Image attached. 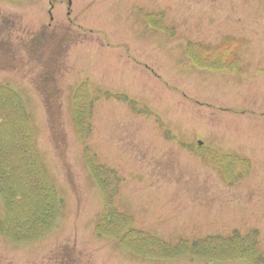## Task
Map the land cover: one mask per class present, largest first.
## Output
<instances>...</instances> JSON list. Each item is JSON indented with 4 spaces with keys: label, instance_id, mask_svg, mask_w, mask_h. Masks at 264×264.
Returning <instances> with one entry per match:
<instances>
[{
    "label": "rangeland",
    "instance_id": "obj_1",
    "mask_svg": "<svg viewBox=\"0 0 264 264\" xmlns=\"http://www.w3.org/2000/svg\"><path fill=\"white\" fill-rule=\"evenodd\" d=\"M70 1L0 0V264H262L264 0Z\"/></svg>",
    "mask_w": 264,
    "mask_h": 264
},
{
    "label": "trees",
    "instance_id": "obj_2",
    "mask_svg": "<svg viewBox=\"0 0 264 264\" xmlns=\"http://www.w3.org/2000/svg\"><path fill=\"white\" fill-rule=\"evenodd\" d=\"M1 95V94H0ZM2 99L0 98V104H1V102L2 103H4V104H7V103H11L12 104V107H6V108H4L3 109V111H2V113H4V114H7V116H9V117H11L12 119H14V121H15V125H14V128L16 129V130H14V128H13V131L10 133V131H9V134H11V135H13V137H16V144H18L19 143V146H20V144H21V148L19 147V146H17L18 148H20L21 150L23 149V150H25V148H24V143L25 142H28L29 141V137L31 136H33V131L31 130V127H30V124H29V120L27 119V115H28V113H27V111L24 109V107L22 106V108H19V106H18V110L17 111H15V107H14V105H13V103H14V101H16L14 98H7V100H4V101H1ZM14 100V101H13ZM19 105V104H18ZM4 111H9L8 113L7 112H4ZM19 115V116H18ZM0 118H1V114H0ZM0 123H2V124H0V127L1 128H4V122H0ZM1 132V131H0ZM4 132V131H3ZM3 132H1V133H3ZM17 135H19L18 137H17ZM12 137V138H13ZM14 139V138H13ZM25 141V142H24ZM21 142V143H20ZM28 144V143H27ZM32 144H34V143H32ZM26 145V144H25ZM1 148V147H0ZM32 148H34L35 149V145H33V147ZM31 148V149H32ZM2 150H3V148H1ZM27 150H29L30 148H26ZM6 150V149H5ZM22 150V151H23ZM27 150H25L29 155H30V157H32V155H31V153L29 152V151H27ZM4 151V150H3ZM11 150H8V151H4V153L6 154V152L8 153V154H10L9 152H10ZM24 152V151H23ZM25 153V152H24ZM26 155V154H25ZM27 156V155H26ZM32 163L33 164H35L37 167H38V171H39V174H40V177L38 178V174H37V180L40 182V184L42 185V187H40V197H41V200H42V202H46V212H43L44 213V215H42V216H40V219H39V217H37L36 215H38V213H35L34 214V211L36 210V202L35 201H33V200H30V203H29V205L27 204L26 206H27V209H23L22 210V212H21V214H20V206H19V201L20 200H18V193H16V192H11L12 193V196H13V205H14V208H15V210H16V212L14 213V214H16L15 215V217L17 218V220H19L18 221V224L20 223V222H22V221H24L25 219H27V220H29V222L30 223H32V224H35L34 226H36L38 223H40L41 221H42V225L44 226L45 225V219H47V220H51V224H55V222L57 221V214H56V212H58V210H60V205H61V199L59 198V196H58V193H56V189H55V186L53 185V183L50 181V179L48 178V176H47V173H45V174H43L42 175V170L40 169V167H39V164H38V162L36 161H33L32 160ZM43 178V179H42ZM107 180V179H106ZM38 181H35V182H33L34 184H36ZM107 182H108V180H107ZM34 184H33V187H34ZM45 185V187H44V185ZM3 185H5V184H3ZM35 188V187H34ZM42 189L43 190H45L46 189V191H47V193H48V195H51V194H53V196H54V199H53V201L51 200L50 202H49V199H48V197H47V195L42 191ZM3 190V189H2ZM36 190V189H35ZM1 191V190H0ZM33 189L31 190V188H30V193L32 192L33 193ZM51 192H53V193H51ZM37 192L34 194L33 193V197H35V199H37ZM111 195H113V190H110V193H109V196H111ZM53 204V205H52ZM50 206L52 207V213L50 212V213H48V215H49V217H46L47 215H45V214H47V211L48 210H50ZM8 210V211H7ZM8 212L10 213V209L9 208H7V205H6V208H5V213H6V216H5V218H9L8 216ZM46 217V218H45ZM6 220V219H5ZM17 222V221H16ZM50 224V225H51ZM1 227L3 228V231L6 233V234H9L10 233V228L9 227H7L6 225H1ZM24 227H26V226H24ZM11 235V234H10ZM41 236H43V234L42 233H39L38 235H36V237L35 238H40ZM217 238H220V237H218L217 236ZM228 239H231V240H239V241H241L240 242V244L244 241L245 243H248L247 244V246L246 247H249L250 245H251V239H249L247 236H245V237H237L235 234H233L231 237H227ZM210 238L208 237L207 238V240H209ZM207 240H205V241H207ZM195 244H196V242H194ZM245 243H244V245H245ZM250 243V244H249ZM253 246V245H252ZM255 248V247H254ZM256 249V248H255ZM261 260V259H260ZM261 262H262V260H261Z\"/></svg>",
    "mask_w": 264,
    "mask_h": 264
},
{
    "label": "bare ground",
    "instance_id": "obj_3",
    "mask_svg": "<svg viewBox=\"0 0 264 264\" xmlns=\"http://www.w3.org/2000/svg\"><path fill=\"white\" fill-rule=\"evenodd\" d=\"M21 30H15V36L16 37H20V35L19 34H21L22 32H20ZM11 33V32H10ZM13 34V33H12ZM17 34V35H16ZM29 39H31L30 37H29ZM71 43H74V42H71ZM212 52L214 53V54H218V51L216 50V51H214V50H212ZM58 70H59V67H58ZM70 73L71 71H67L66 73ZM90 82H92V80H89L86 84H88V83H90ZM92 88L93 87H89V92H87V94L88 95H90L91 96V91H92ZM83 93V92H82ZM92 96L94 97H96L97 96V92H95V93H93L92 94ZM86 107H88V106H86ZM85 107V108H86ZM247 174H249V171L247 172ZM104 204H105V202H104ZM105 208V207H104ZM63 212V206H60V210H58V212H56V214L58 215L59 213H62ZM57 220L59 221L60 220V218H57ZM237 237H245V236H247L249 239H251V245H253V247H258L257 246V242H256V240H255V234L256 233H254V232H252V233H249L246 229L244 230V233L242 234L241 233V231H239L238 229H236V231L234 230V232H233ZM46 235H47V232L43 235V236H41L40 238H44V237H46ZM100 234H98V236H99ZM14 236V235H13ZM12 237V236H11ZM13 238V237H12ZM40 238H38V239H40ZM37 238H35L34 240H35V242H38V241H40V240H38ZM14 240V239H13ZM205 240H207V237L206 238H204V241ZM117 242H121L122 243V241L121 240H119V241H117ZM160 242L162 243V244H164L165 243V241L163 240V239H161L160 240ZM123 244V243H122ZM248 244V243H247ZM247 244H245L244 245V241L241 243V245H242V248L243 249H247ZM250 244V243H249ZM262 264H264V262H262Z\"/></svg>",
    "mask_w": 264,
    "mask_h": 264
},
{
    "label": "flooded vegetation",
    "instance_id": "obj_4",
    "mask_svg": "<svg viewBox=\"0 0 264 264\" xmlns=\"http://www.w3.org/2000/svg\"><path fill=\"white\" fill-rule=\"evenodd\" d=\"M67 1H68V5H71V3H69V0H67ZM52 6H53V5H52ZM69 14H70V8L68 7L67 15H69ZM44 27H49V26H44ZM43 32H44V31H43ZM42 36H43V42H44V44H45L46 41L44 40V37L46 36V34L43 33ZM61 37H62V36H61ZM63 37L65 38V39H64L65 41L63 42L64 44H65V43L70 44L71 42H75V41L77 40V39H75V37L68 38V37H66L65 34L63 35ZM29 41H31V40L29 39ZM60 41H61V39H60ZM46 45L52 47L53 43L47 42ZM51 47H49V49H48V51L46 52V54H47V53H50V54L52 53V49H51ZM63 51H64V50H63ZM54 52H56V53L58 54V50H57V51H54ZM50 54H48V56H49ZM52 54H53V53H52ZM53 61H54V60H53ZM74 62H76V61L74 60ZM61 63H62V60H61ZM48 64H49V62H48ZM57 68H58V67H57ZM59 68H60V66H59ZM69 69H70V68H69ZM54 71L56 72V70H54ZM50 73L52 74V71H50ZM47 74H49V72H47L46 74L44 73V78H45V79H56V78H54V77H49V76H47ZM54 75H55V74H54ZM54 75H53V76H54Z\"/></svg>",
    "mask_w": 264,
    "mask_h": 264
}]
</instances>
